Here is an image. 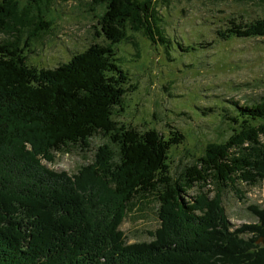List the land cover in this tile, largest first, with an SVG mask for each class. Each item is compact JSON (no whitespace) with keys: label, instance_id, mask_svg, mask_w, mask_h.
Masks as SVG:
<instances>
[{"label":"trees","instance_id":"trees-1","mask_svg":"<svg viewBox=\"0 0 264 264\" xmlns=\"http://www.w3.org/2000/svg\"><path fill=\"white\" fill-rule=\"evenodd\" d=\"M47 1L0 0V33L28 23L37 25L32 36L49 30ZM93 2L106 7L98 23L107 42L66 63L39 69L27 63L29 41L22 46L21 34L0 41V264H264V245L257 243L264 207L251 204L257 222L234 227L223 206L227 189L243 199L238 182L264 183V121H250L264 119V102L235 103L236 114H225L234 132L209 142L175 178L169 153L185 135L142 131L113 116L128 92L114 47L126 29L155 44L172 42L158 4ZM219 36L264 37V18L232 21ZM99 134L111 145L77 173L42 162L71 146L87 150ZM148 197L159 202L160 225L150 241L128 243L120 226L134 200Z\"/></svg>","mask_w":264,"mask_h":264},{"label":"rangeland","instance_id":"rangeland-1","mask_svg":"<svg viewBox=\"0 0 264 264\" xmlns=\"http://www.w3.org/2000/svg\"><path fill=\"white\" fill-rule=\"evenodd\" d=\"M156 2L164 19L162 27L172 42L168 46L155 44L142 31L126 29L125 38L114 47L118 64L129 76L128 92L122 104L114 108L113 116L142 131L155 128L166 137L181 131L183 143L173 146L169 153L172 174L177 178L185 166L203 154L209 142L224 141L234 132L237 125L225 114H236L235 103L264 102V37L219 36L232 21L264 18V0ZM105 8L93 0L47 1L43 12L51 21L49 30L32 36L37 25L29 23L18 24V32L13 30L23 36L22 46L24 40L29 41L23 46L27 63L39 69L56 67L92 43L107 42L98 23ZM15 33H0V41L15 39ZM90 142L87 150L71 146L68 152L56 153L54 162H42L58 171L77 173L82 165L93 162L98 148L110 144L100 134ZM238 187L245 192L243 199L230 189L223 198L234 227L257 222L248 208L251 204L264 207V183L249 186L238 182ZM194 194L195 189L190 192ZM158 208L154 197L134 200L120 226L128 243L153 239L150 233L160 225Z\"/></svg>","mask_w":264,"mask_h":264},{"label":"water","instance_id":"water-1","mask_svg":"<svg viewBox=\"0 0 264 264\" xmlns=\"http://www.w3.org/2000/svg\"><path fill=\"white\" fill-rule=\"evenodd\" d=\"M257 242H258V243H259V242H262V244L264 245V237L259 238V239L257 240Z\"/></svg>","mask_w":264,"mask_h":264}]
</instances>
